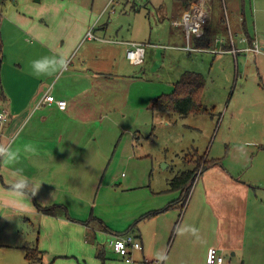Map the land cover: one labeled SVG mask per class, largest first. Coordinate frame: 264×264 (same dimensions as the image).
I'll list each match as a JSON object with an SVG mask.
<instances>
[{"label":"crops","instance_id":"crops-1","mask_svg":"<svg viewBox=\"0 0 264 264\" xmlns=\"http://www.w3.org/2000/svg\"><path fill=\"white\" fill-rule=\"evenodd\" d=\"M113 2L110 0L107 6ZM210 2L211 0L207 1L209 5L207 7H210L209 17L212 11ZM253 2L264 5V1L261 0ZM93 6L95 4L91 5L86 0H11L6 5L8 9L5 11L2 8L0 12V111L8 109L10 113V120L0 137V145L22 149L25 144L31 143L38 150L35 156L22 152L19 162L15 165H7L0 161V239L7 243L2 244V247L18 250L24 257V245H37L43 251L42 262L29 261L34 264H65V260L74 255L89 259L86 255L90 248L97 253L96 258L101 262L99 254H104L107 262L106 243L109 242L113 250L111 241L126 234H133L143 246L141 250L131 251L130 262L113 250L126 263L132 264L134 259L147 261L151 255L156 257L162 255L167 247L171 223L170 220H166V224L162 221L165 226L160 227L157 215L176 206L178 199L182 200L180 190L170 189L169 181L173 177L168 181L169 190L172 191L170 195H165L164 191H161V194L157 193L163 188L143 193V200L138 201L133 210L131 207L109 202L104 195L100 205L99 196L97 200L93 199L92 191L97 187V179L95 181L91 179L92 175H96L89 149L91 114L102 111L101 118L104 117L103 113L113 109L123 93L121 89H117L116 92L115 84L110 89L114 92L115 98L108 101L103 96H98L99 99L92 105L88 99L93 92V86L95 87L92 78L106 77L113 81L125 77V74L110 72L112 71L110 65L114 63L116 53L119 54L122 49L119 47V51L116 52L115 45L112 44L124 45L127 49L126 44L122 43L125 41L100 37L105 35L104 28H107L105 25L94 22L92 25L96 23L95 27L89 26L96 14ZM107 6L105 10L108 9ZM235 13L238 15L235 28L229 22L228 27L231 33L234 32L236 56L231 48H225L230 42L225 35L217 38L212 51L218 54L217 59L231 54L236 61L237 76H241L238 91H242L247 96V102L251 104L250 112L244 106L240 112L257 114L252 118V125L256 126L254 132L250 131L252 129L250 128L245 133L246 140L243 143L264 149V72L261 70V66L264 65V53L253 55L248 50L251 46L250 39L253 41L260 39L256 27L253 34L248 28L250 39L245 32L239 44L235 40V35L241 29L245 30L244 22L247 23L245 0H240ZM91 28L96 36L94 39L86 38ZM181 34L184 37L183 29ZM30 37L35 38L29 41ZM261 37L264 38V35ZM220 44L221 46L215 48ZM79 46L85 50L77 67L87 72L79 75L84 78V82L77 90L70 92L66 87H59L64 71H67L68 67L60 71L63 73L61 77L59 72L45 76L33 74L31 66L33 60L58 54L66 58L70 64ZM221 48L224 52H217ZM249 56L254 57L257 66V72L253 74L252 80L240 73V64L245 69L244 64L249 62ZM108 74L111 76L108 77ZM74 76L75 74L66 75L67 79L71 78L68 79V85L73 84ZM252 91L262 94L263 105L259 102L257 106L258 103L252 101L249 96ZM46 93L54 95L56 99L66 100V109H60L56 103H41ZM257 100L259 101V96ZM227 126L229 131L227 137H230L231 127ZM186 170L191 169L186 168L182 171ZM236 173L234 169L219 161L201 172L200 180H204L203 182L207 180V183L202 185L205 198L199 199V202L203 207L209 208L218 222L217 231L211 234L212 241L207 242L203 249L205 264L210 247L219 248L222 254L223 251L229 250L235 256L244 239L250 235L247 226L253 200L251 196L253 181L242 179L241 173ZM18 176L20 183L26 188L41 185L36 195H21L11 189V184ZM220 182H226L227 186L218 185ZM130 189L132 188L129 185L123 187L125 191ZM101 190L102 188L99 189ZM194 194L195 190L186 202L185 212L189 209ZM36 202L42 207L61 206L58 214L54 216L39 210ZM164 206H167V209L162 211ZM157 210L161 212L152 214ZM92 216L95 218L92 219ZM88 219L91 220L89 224L86 222ZM123 220L124 223L119 224ZM148 220L156 221L154 231L150 235H146L138 228L141 223ZM179 232L180 230L174 239L172 235L169 239V243L173 239L172 244L177 241L175 254L180 253L182 248Z\"/></svg>","mask_w":264,"mask_h":264},{"label":"rangeland","instance_id":"rangeland-1","mask_svg":"<svg viewBox=\"0 0 264 264\" xmlns=\"http://www.w3.org/2000/svg\"><path fill=\"white\" fill-rule=\"evenodd\" d=\"M10 1L0 0V12L2 8L5 11L8 9L6 5ZM86 1L91 5L95 4L92 8L96 14L89 26L94 22H100L107 27L104 28L105 35L100 37L147 43L146 59L142 65H134L128 60L124 45L112 44L115 45L116 52L119 51V47L122 49L119 54L116 53L115 61L110 65L112 66L110 72L125 74V77L113 81L106 77L92 78L95 87L92 83L93 92L88 98L92 105L99 99L98 96H103L108 101L115 98L114 92L110 90L115 84L116 92L117 89H121L123 93L114 108L103 113L104 117L101 118L102 111L91 114L89 149L96 174L92 175L91 179L94 181L97 179V187L92 191L93 199L97 200L99 196L100 205L104 195L109 202L131 207L133 210L137 202L143 200V193H151L154 192L153 190L163 188L157 193L161 194V191H164L165 195H170L172 191L169 190L168 181L172 177L186 168L197 169L193 183L195 194L187 212L182 206L183 199H178V196L175 208L157 215L160 227L165 226L166 220H170L171 223L164 253L157 257L151 255L147 261L134 259L132 264H149V262L205 264L203 249L207 246L205 245L207 242L212 241L211 234L216 232L218 227L216 217L209 208L203 207L199 202V199L205 198L202 185L207 183V180L203 182L200 176L202 168L208 163L207 158H216L225 166H229L237 173L240 172L242 179L253 181L251 187L253 200L249 211V226H247L250 235L244 239L235 256L229 250L223 251L224 264H264V149L243 143L246 140L245 133L250 128L253 129L250 131L254 132L256 126L252 125V118L257 114L248 113L251 104L247 102V96L242 91H238L241 76H237V64L233 56L230 54L217 59L218 54L212 51L214 47L196 49L193 45L196 50H186L187 41L181 34L182 27L174 25L175 20L181 19L183 12H179L173 0H131L130 2L115 0L109 7L107 4L110 0ZM205 2L208 5L207 0ZM245 2L249 31L253 34L256 27L259 41L262 42L264 41L261 37L264 35V5H260V2L254 3L253 0H245ZM239 3L240 0L210 2L212 11L206 27L212 30L215 38L227 36L230 45L234 32L229 33L228 22L235 28L238 20L235 12ZM106 6L107 10H105ZM95 26L96 23L91 27ZM244 34L245 30L241 29L235 35L238 44ZM34 38L30 37L29 41ZM219 46L221 44L215 48ZM223 48L218 52H224ZM84 50L80 46L77 47L67 71H64L65 74L59 72V77L63 74L59 87H66L71 92L77 90L84 82V78L79 75L87 71L77 67ZM248 59L249 62L244 64L245 69L240 64V73L243 77L252 80L253 74L257 72V66L254 57L249 56ZM261 70L264 72V65L261 66ZM187 71L200 72L206 77L201 99L213 114L181 116L152 111L150 109L152 100L156 96L172 93L182 74ZM67 74H75L71 85H68V79L71 78L67 79ZM110 76L108 74V77ZM249 96L252 101L258 103L257 106L259 102L263 105V96L260 92L258 94L257 91H252ZM243 106L248 112H240ZM227 125L231 127L230 137H227L229 132ZM126 185L131 186L132 189L123 190ZM218 185L227 186L226 182H220ZM167 206L162 209H167ZM149 220L138 227L146 235L152 234L156 223ZM162 221H165V224ZM122 223L124 220L119 224ZM178 230H180L179 237L182 238V248L180 253L175 254L177 241L175 240L173 244L172 242ZM171 235L173 239L169 243ZM2 244L7 243H3L0 239V264H34L25 260L24 254L18 250L2 247ZM88 251L86 256H89V259L74 255L66 259L65 264H103L96 258L97 253L95 254L92 248ZM90 254L93 256L91 257ZM106 256L108 258L106 264H128L113 252L109 242L106 243Z\"/></svg>","mask_w":264,"mask_h":264},{"label":"trees","instance_id":"trees-1","mask_svg":"<svg viewBox=\"0 0 264 264\" xmlns=\"http://www.w3.org/2000/svg\"><path fill=\"white\" fill-rule=\"evenodd\" d=\"M176 4V7L179 8V12L189 9L193 4L200 2L201 0H173ZM208 1V0H207ZM128 2V1H127ZM133 7V6H132ZM137 9V8H136ZM139 10V9H137ZM246 19V18H245ZM207 23L204 26V33L200 36H193L192 44L197 49H210L215 44L217 38L213 36L212 30L206 27ZM245 32L248 34L247 23L244 22ZM250 39V37H249ZM1 41V40H0ZM253 40L250 39L251 45ZM1 44V42H0ZM228 47L231 48L230 42ZM226 47V48H228ZM1 54V47H0ZM206 85V77L195 71H187L182 74V77L178 80L175 85V88L170 94H162L156 96L152 100L151 110L156 112H169L172 114H179L181 116H187L189 114H206L212 115V111L202 102L201 92ZM10 120V119H9ZM264 146V145H263ZM207 158V157H205ZM208 163L202 168L201 172L208 169L211 165L217 162V159H208ZM197 176V169H191L182 171L176 174L170 181L171 190H180L183 208L188 201V198L193 189L194 178ZM1 177V176H0ZM37 208L42 210L45 214L54 215L58 214L59 208L61 205H53L51 207H42L36 202ZM166 210V209H165ZM164 211V210H162ZM161 211H154L152 214H158ZM92 219L95 217H91ZM90 219L86 222L89 224ZM25 258L30 262H42L43 251L38 248L37 245H24ZM99 257L102 259L103 264H106V258L104 254L100 253Z\"/></svg>","mask_w":264,"mask_h":264},{"label":"built area","instance_id":"built-area-1","mask_svg":"<svg viewBox=\"0 0 264 264\" xmlns=\"http://www.w3.org/2000/svg\"><path fill=\"white\" fill-rule=\"evenodd\" d=\"M115 1V0H112ZM130 2L131 0H125ZM209 19V9L206 5L205 0H201L198 3L193 4L189 9L183 11L181 19L175 20L174 25L181 26L185 39L187 41L185 45L186 50H196L193 48L192 38L193 36H200L204 32V26ZM229 33H231L230 28H228ZM96 36L93 33V28H91L86 38L94 39ZM231 50L236 56L237 49L234 46L233 38L231 37ZM122 42V41H121ZM127 45L126 57L134 65H141L146 59V46L147 43L144 42H122ZM248 50L257 55L264 53V41L260 42L255 40L253 44L248 48ZM218 52V51H217ZM41 103H56L60 109H66L67 101L64 99H56V97L50 93H46ZM10 119V113L8 109H3L0 111V137L3 135L4 127ZM111 246L115 252L120 254L125 258L126 261H132L131 251L132 250H141L143 249L141 241L135 237L133 234H126L122 237H118L115 240L111 241ZM225 261L224 255L220 252V249L217 247H210L208 251L206 264H223Z\"/></svg>","mask_w":264,"mask_h":264},{"label":"clouds","instance_id":"clouds-1","mask_svg":"<svg viewBox=\"0 0 264 264\" xmlns=\"http://www.w3.org/2000/svg\"><path fill=\"white\" fill-rule=\"evenodd\" d=\"M68 61L60 55L45 56L32 61L33 74L36 76L52 75L67 68ZM35 156L38 150L31 143L25 144L21 148H12L11 146L0 145V161L7 165H15L21 158V153ZM19 172V170H17ZM41 185H32L31 188H26L20 183L19 176L14 183L11 184V189L21 195L34 196L38 192Z\"/></svg>","mask_w":264,"mask_h":264},{"label":"water","instance_id":"water-1","mask_svg":"<svg viewBox=\"0 0 264 264\" xmlns=\"http://www.w3.org/2000/svg\"><path fill=\"white\" fill-rule=\"evenodd\" d=\"M37 1H39V0H37Z\"/></svg>","mask_w":264,"mask_h":264}]
</instances>
